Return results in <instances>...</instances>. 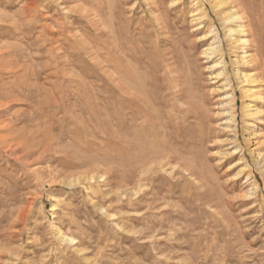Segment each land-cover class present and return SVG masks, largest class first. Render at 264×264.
<instances>
[{"label":"rangeland","instance_id":"1","mask_svg":"<svg viewBox=\"0 0 264 264\" xmlns=\"http://www.w3.org/2000/svg\"><path fill=\"white\" fill-rule=\"evenodd\" d=\"M226 1L242 65L211 0H0V264H264V0Z\"/></svg>","mask_w":264,"mask_h":264},{"label":"bare ground","instance_id":"2","mask_svg":"<svg viewBox=\"0 0 264 264\" xmlns=\"http://www.w3.org/2000/svg\"><path fill=\"white\" fill-rule=\"evenodd\" d=\"M175 1V0H174ZM207 1H210V0H207ZM233 1V0H232ZM230 1V2H232ZM241 2V1H240ZM211 3L214 5V7L216 8L215 10L218 12L217 14L221 15V19L222 22L224 21L226 24H227V27H226V33L229 37V39L232 41V43L235 45V46H238L239 47V55H238V58L237 60L235 61L237 64H241V63H246L247 60V51L245 49V47H242L240 44H246L248 39L243 37V32H244V29H243V25L244 23L242 24H238L237 27H234L232 25L233 22H237V21H241L242 20V16L240 14H238L239 11H236L235 9L233 8H230L228 7V1L226 0H211ZM233 6V5H232ZM212 6V9L214 8ZM234 7V6H233ZM201 10V9H200ZM214 10V9H213ZM216 11L214 13H216ZM218 16V15H217ZM3 17V16H2ZM220 18V17H219ZM243 22V20H242ZM224 23V24H225ZM246 25V24H245ZM225 26V25H224ZM217 31V30H216ZM214 32V31H213ZM217 39H218V36H217ZM80 41V40H79ZM83 41V40H82ZM85 41V40H84ZM115 44V43H114ZM118 44H116L115 46L117 47ZM211 46V45H210ZM221 46L222 44L217 46V48L219 49V51L221 50ZM246 46V45H245ZM213 48H216V46H214ZM217 50V49H216ZM116 51V50H115ZM222 63V61H221ZM116 65V64H115ZM242 65V64H241ZM117 66V65H116ZM244 66V65H243ZM114 68V67H113ZM117 68V67H116ZM226 68V67H225ZM258 69V68H257ZM224 70V69H223ZM227 70V69H226ZM117 72V71H116ZM223 71H221L220 73H222ZM225 74V72H223ZM113 74V73H112ZM115 74V73H114ZM228 74V73H227ZM237 76L239 78V80H242V82L246 81L248 82V84H251V83H254L256 82V80L253 78V76L251 74H247V73H244L239 67L237 68ZM257 74V73H256ZM113 77V76H112ZM111 79L113 80L114 78ZM115 77V76H114ZM257 77V76H256ZM237 78V77H236ZM258 79V78H257ZM231 82V81H230ZM259 82V80H258ZM261 83V82H260ZM231 84V83H230ZM259 84V83H258ZM231 87H233L232 85H230ZM249 86V85H247ZM121 87V86H120ZM142 88V87H140ZM228 88V87H227ZM234 88V87H233ZM241 88V87H240ZM263 89V88H262ZM140 90V89H139ZM143 90V89H142ZM244 90V93L246 96H248V99L249 98H253L257 101L256 104H253V105H250V104H245L244 106V114H245V117L248 119V120H252L253 118L255 119H262L263 116H264V112L262 111V108L264 106V96L263 94L259 91H255L254 88L252 87H244L243 88ZM258 90V89H257ZM146 93V92H145ZM264 93V92H263ZM243 94V93H242ZM229 95V94H228ZM236 95V94H235ZM235 95L232 93L230 94L229 96L225 97V99H228L226 100V102L224 101H220V107H219V112H218V116L219 115H228L227 116H223V117H227V121L230 123L229 124V127H235L236 128V112H235ZM244 96V94H243ZM137 97V95H136ZM141 97V96H140ZM149 99V98H148ZM142 100V99H140ZM250 100V99H249ZM143 102V100H142ZM253 102V100H252ZM189 104V103H188ZM154 105V104H153ZM261 105V106H260ZM155 106V105H154ZM144 107V106H143ZM196 107V106H195ZM147 109V108H146ZM188 109V108H187ZM192 110V109H191ZM237 111V110H236ZM194 114V113H193ZM203 115V114H202ZM158 116V115H157ZM210 116V115H209ZM136 118V117H135ZM253 119V120H254ZM131 120V119H130ZM141 120V119H140ZM153 121V119H152ZM160 120H158V123ZM256 121V120H255ZM248 122V121H247ZM245 123V121H244ZM249 123V122H248ZM160 125V124H159ZM238 125V124H237ZM247 126V125H246ZM162 127V125H161ZM149 128V127H148ZM228 128V127H227ZM250 128V127H249ZM229 129V128H228ZM230 130V129H229ZM232 130V128H231ZM249 130V129H248ZM144 135V133H143ZM160 136V135H159ZM144 138V137H143ZM146 138V137H145ZM236 138V137H234ZM255 142V141H254ZM260 142V141H258ZM136 143V142H135ZM135 145V144H134ZM152 145V144H151ZM263 146V145H262ZM134 149V148H133ZM148 149L146 148L145 151H147ZM154 150V149H153ZM157 150V149H155ZM255 150V149H253ZM251 150L252 154L254 155L255 159H256V163L258 161L257 164H260L261 166L260 167H264V153L260 154L258 153L257 154V151H253ZM152 151V150H151ZM158 151V150H157ZM149 152V150H148ZM135 153V152H134ZM172 153V152H171ZM256 153V154H254ZM140 154V153H139ZM155 154V153H154ZM161 153H159V156H160ZM148 155V154H146ZM162 155V154H161ZM168 155V154H167ZM172 155V154H171ZM135 156V155H133ZM170 156V155H169ZM145 157V156H144ZM151 157V156H150ZM171 157V156H170ZM139 158V157H138ZM143 158V157H142ZM147 158V157H146ZM161 158V157H159ZM130 159V158H129ZM137 159V158H136ZM157 159V158H156ZM165 159V157L163 158ZM161 159V160H163ZM143 160L147 161L146 159L143 158ZM167 160V158H166ZM154 161H155V158H154ZM159 161V160H158ZM135 162V161H134ZM160 162V161H159ZM143 163V162H142ZM145 163V162H144ZM151 163V162H150ZM163 163V162H161ZM160 163V164H161ZM165 165V164H164ZM247 165V164H246ZM144 166V165H143ZM153 166V165H152ZM146 167V165H145ZM163 167V166H162ZM142 170V169H141ZM147 173V172H146ZM91 178V177H90ZM94 178V177H93ZM68 184V183H67ZM255 189V188H254ZM257 190V189H256ZM80 250V249H79ZM78 250V251H79ZM81 251V250H80Z\"/></svg>","mask_w":264,"mask_h":264}]
</instances>
